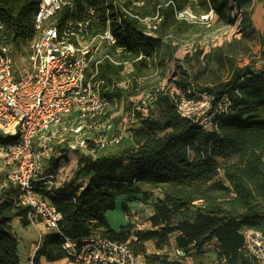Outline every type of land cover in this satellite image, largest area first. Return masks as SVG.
Returning <instances> with one entry per match:
<instances>
[{
  "label": "trees",
  "instance_id": "trees-1",
  "mask_svg": "<svg viewBox=\"0 0 264 264\" xmlns=\"http://www.w3.org/2000/svg\"><path fill=\"white\" fill-rule=\"evenodd\" d=\"M113 1L74 0V10L79 15L94 10L95 29L104 31L108 22L116 47L125 48L117 57L113 53L115 47L109 52L132 65V71L126 75L130 80L127 88L115 92L128 101L142 91L151 92L146 90L151 84L144 79L153 75L152 63L160 47L165 45L161 65L164 59H173L176 48L171 46V40L164 39L170 25L177 21L176 12L183 7L176 0H124L121 5L129 12L126 13L121 7H114ZM250 1L232 0L243 14L244 22L248 20L246 7ZM202 2L203 12L213 11L219 19L225 18L228 7L232 8L228 0ZM258 2L264 11V0ZM38 3V0H0V45L17 48L20 42L33 40V17ZM61 14L65 17L68 9ZM154 17L160 21L151 31L153 37L142 36L144 28L138 18ZM260 44L264 58V18ZM140 54L144 59L136 61ZM121 69L105 63L100 68V77L105 78L106 85L121 81ZM182 74L186 76L184 71ZM179 86L183 93L195 89L229 97L231 106L218 131L205 132L182 119L169 90L157 91L154 108L140 119L138 129H133L118 145L121 150L109 149L94 160L78 156L74 177L65 185L69 189L61 186L54 194L45 193L61 219L58 232L42 237L32 264H42V258L45 264L63 260L62 245L66 238L77 240L97 230L104 231L111 239L126 241L134 224L128 222L115 232L109 227L105 213L115 209L118 198L146 202L147 194L142 186L159 190L162 197H156L148 219L151 229H158L135 231L137 242L154 240L160 249L166 237L176 233L175 246L188 252L191 247L199 249L215 240L220 250L219 264H255L241 250L240 231L250 228L264 235V67L234 66L226 79L211 86L197 87L181 81ZM154 111L157 115L151 117ZM232 158L233 163L226 162ZM57 166L58 160L50 162L51 169ZM218 171L225 183L215 179ZM82 176L88 179L84 189L77 191L74 181ZM121 209L128 215L127 204L122 203ZM175 216L179 220L173 224ZM13 219H19L25 227L29 225L25 209L16 205L15 194L0 203V264H19V240L11 230ZM134 252L151 264H183L167 255Z\"/></svg>",
  "mask_w": 264,
  "mask_h": 264
},
{
  "label": "built area",
  "instance_id": "built-area-1",
  "mask_svg": "<svg viewBox=\"0 0 264 264\" xmlns=\"http://www.w3.org/2000/svg\"><path fill=\"white\" fill-rule=\"evenodd\" d=\"M123 1L114 0L113 6L129 13ZM38 2L35 36L26 62H18L11 47L0 45V179L12 186L16 205L25 209L30 225L35 227L40 221L49 232H58L61 214L45 193L54 194L58 188L64 151L94 160L117 147L154 108L157 92L145 91L130 99L131 106L115 126L109 116L115 99L105 95L106 80L100 77V68L110 63L128 75L131 63L116 58L125 48L116 47L108 22L104 31L95 29L94 10L79 15L74 0ZM213 16L209 11L198 20ZM175 17L197 20L186 10L176 12ZM159 21V17L138 18L144 28L142 36L153 37L151 31ZM112 47L116 57L109 52ZM141 59L142 54L136 61ZM169 95L178 115L205 132H217L231 106L226 95L195 89L169 91ZM52 160H58L56 169L50 168ZM86 182L83 178L76 190L82 191ZM3 188L0 184V191ZM240 235L242 252L255 264H264V235L250 228H243ZM42 237L39 234L35 251ZM62 249L63 264H151L134 252L130 241L114 240L98 231L77 240L66 238ZM167 256L182 262L186 252L175 246Z\"/></svg>",
  "mask_w": 264,
  "mask_h": 264
},
{
  "label": "rangeland",
  "instance_id": "rangeland-1",
  "mask_svg": "<svg viewBox=\"0 0 264 264\" xmlns=\"http://www.w3.org/2000/svg\"><path fill=\"white\" fill-rule=\"evenodd\" d=\"M176 1L183 7L181 11H189L197 20L180 19L181 21L179 22V19L176 18L177 21L170 25L164 41L171 40V46L176 48V52L172 60L164 59L161 65L160 59L162 57L161 54L165 52L163 48L165 45L157 50L155 61L152 63L155 65L154 73L148 79H144L145 82L147 81L151 84L150 88L146 90L157 92L167 89L176 92L182 88V86H179L180 81L183 84L188 82L197 87L211 86L214 82L226 79L234 66L242 67L249 64L255 68L264 67V58L261 54L260 44L264 12L258 0H251L247 5L246 12L248 20L246 22L243 21V14L233 5L232 0H228L232 8L229 9V5L227 6L225 18L219 19L214 15L208 21L198 20L201 15L205 14L203 12L204 5L202 0ZM183 21L184 24L182 23ZM31 42H20L17 48L11 47L15 52V57L18 62H26L27 56L30 53ZM183 71L186 73V76L182 74ZM121 77V79H124L125 75H121ZM153 81L155 84H152ZM139 82L142 84V80ZM114 104L113 109L109 112V116H111V120L116 126L121 122V119L128 111V106H131L132 102L129 100ZM156 115L157 111H154L151 117H155ZM135 128L138 129V125ZM114 149L113 152L121 150L119 146ZM77 159V154L74 158H67L66 156L62 158L60 162L61 173L57 180L58 187L65 186L68 182L72 181L77 169ZM234 161L235 159L232 158L226 162L233 163ZM220 162L222 161L220 160ZM220 174L221 172L218 171V176L215 179H219L225 183V180ZM82 181L83 176L78 177L74 181V184L76 186L81 185ZM0 184L4 186L3 190L0 191V201L3 197L4 200H7L9 197L13 198L14 191L12 186L9 183H5L2 177ZM68 189L69 187L65 186V190ZM142 190L147 194V201L141 203L142 206L138 209L139 211L136 215L131 214V211L128 213L129 221L137 217V220H134V222L140 225L141 228L138 230H157L158 228L147 229L146 225L151 216L150 214L153 212L156 197L162 196L159 190H151L145 186H142ZM122 202L118 198L115 209L105 214V219L109 227L115 232L127 224V215L121 209ZM128 203L132 207L135 202H127V205ZM178 220V216H175L172 218V223L175 224ZM16 221L17 219L12 220L11 230L19 240L20 261L23 264H27L24 250L26 247L25 244L38 243L39 234L44 236L49 231L40 224V221L35 222L37 223L36 228L31 227V225L25 227ZM97 231L104 233L102 230ZM135 231L137 230L133 229L129 233L126 241H130L133 249L138 252L144 251L146 254L155 253L162 256L172 253V249L175 247L176 233L169 234L161 243V248L157 249L154 240L137 242L134 234ZM181 261L183 264H219V246L215 240H212L205 243L199 249L191 247L186 252V259Z\"/></svg>",
  "mask_w": 264,
  "mask_h": 264
},
{
  "label": "crops",
  "instance_id": "crops-1",
  "mask_svg": "<svg viewBox=\"0 0 264 264\" xmlns=\"http://www.w3.org/2000/svg\"><path fill=\"white\" fill-rule=\"evenodd\" d=\"M261 6V5H260ZM264 12V11H263ZM263 18H264V16H263ZM262 30H263V26H262ZM131 69V68H130ZM127 70H128V68H127ZM121 75H122V71H121ZM105 79V78H104ZM130 80L129 79H127V76H125V78L124 79H122L121 81H118V82H112V83H110V85H105L104 86V89H105V95L106 96H111L113 99H115V103H118V102H123V101H127L125 98H124V96H117V95H115V92H117V90L119 89V90H125L126 88H127V85H128V82H129ZM111 89H113L114 91L112 92V93H110V90ZM114 95V96H113ZM140 95V94H139ZM138 96V95H137ZM136 96V97H137ZM132 98H135V97H131V98H129V100L130 99H132ZM136 127V126H135ZM76 155L74 154V153H72V152H68L67 154H66V157L67 158H74ZM87 179H88V177H86V181H87ZM9 197V196H8ZM123 202L122 203H125V204H127V202H130V201H127V199H124V198H120ZM2 201H5L4 200V197L3 198H1V201H0V203L2 202ZM130 203H133V202H130ZM134 205L132 206V207H130V204L128 203V208H129V212L131 211V214H133V215H136L137 214V212L139 211L138 209L139 208H141V206H142V204L141 203H139L138 202V204H136V202L135 203H133ZM117 205V204H116ZM107 213V212H106ZM105 213V214H106ZM152 214V213H151ZM150 214V215H151ZM125 215H127V214H125ZM13 220H15V219H13ZM134 220H137V217H134ZM134 220H131V221H129V217H128V215H127V223L128 222H130V223H132V224H134V228L133 229H135V230H138V229H140L141 227H140V225H138V224H136L135 222H134ZM16 222H20V220L19 219H17V221ZM148 224L146 225V228L147 229H151V226H150V223H149V221L147 222ZM11 226H12V223H11ZM28 226H30V224L28 225ZM31 227H34V226H32L31 225ZM37 226H35L34 228H36ZM37 244L38 243H26L25 244V257H26V259H27V264H32L31 263V260H32V257H33V255H34V253L36 252L35 251V249H36V246H37ZM18 247H19V244H18ZM18 258H19V264H23V263H21V261H20V257H19V248H18ZM42 264H45L46 262H45V260L42 258L41 259V261H40ZM64 263V259L63 260H60V261H57V262H55L54 264H63ZM26 264V263H25Z\"/></svg>",
  "mask_w": 264,
  "mask_h": 264
}]
</instances>
